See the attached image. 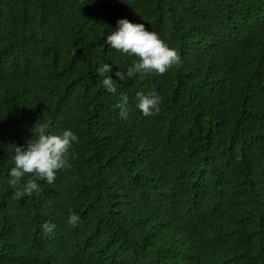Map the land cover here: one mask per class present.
Masks as SVG:
<instances>
[{
	"label": "trees",
	"instance_id": "1",
	"mask_svg": "<svg viewBox=\"0 0 264 264\" xmlns=\"http://www.w3.org/2000/svg\"><path fill=\"white\" fill-rule=\"evenodd\" d=\"M0 264H264V0H0Z\"/></svg>",
	"mask_w": 264,
	"mask_h": 264
},
{
	"label": "bare ground",
	"instance_id": "2",
	"mask_svg": "<svg viewBox=\"0 0 264 264\" xmlns=\"http://www.w3.org/2000/svg\"><path fill=\"white\" fill-rule=\"evenodd\" d=\"M201 173V172H200ZM120 220V219H119Z\"/></svg>",
	"mask_w": 264,
	"mask_h": 264
}]
</instances>
